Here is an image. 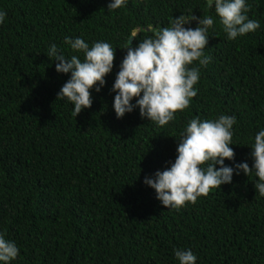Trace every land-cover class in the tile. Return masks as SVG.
Instances as JSON below:
<instances>
[{"label": "trees", "instance_id": "1", "mask_svg": "<svg viewBox=\"0 0 264 264\" xmlns=\"http://www.w3.org/2000/svg\"><path fill=\"white\" fill-rule=\"evenodd\" d=\"M111 2L0 0L7 14L0 24V233L19 249L9 264H179L176 249H190L196 264H264V196L254 172L234 173L232 183L178 211L144 183L174 163L180 134L196 117L235 116V157L225 165L252 167L254 137L264 129V0H246L260 27L235 40L206 0H126L109 11ZM182 13L214 20L204 49L210 62L189 66L200 68L197 96L165 126L141 118L139 108L118 119L111 89L128 37L140 30L130 41L136 47ZM66 36L115 49L105 86L90 90L91 108L76 117L71 102L57 100L70 73H58L46 56L56 44L83 60Z\"/></svg>", "mask_w": 264, "mask_h": 264}, {"label": "clouds", "instance_id": "2", "mask_svg": "<svg viewBox=\"0 0 264 264\" xmlns=\"http://www.w3.org/2000/svg\"><path fill=\"white\" fill-rule=\"evenodd\" d=\"M126 0H113L108 10L124 6ZM209 9L214 8L220 24L229 40L255 32L260 23L249 19L250 11L246 0H206ZM0 11V24L6 17ZM196 27L192 28V22ZM189 25V27H185ZM214 25L211 16L181 14L173 18L169 27L150 29L153 35L145 37L133 47L130 38H136L139 29L128 37L127 54L120 64V70L111 91L115 92L113 108L118 119L139 108L141 118H147L158 126H165L175 119L177 112L190 106L197 96L194 88L200 79V68L189 67L194 61L206 66L210 57L205 56L208 32ZM74 52H82L67 58L52 44L47 57L57 62L58 73L69 74L70 78L57 93V100L71 102L76 117L83 109L91 108V89L97 93L105 86V77L114 67L115 49L104 41H97L91 47L84 39L64 38ZM136 98L133 104V99ZM236 117L220 115L217 119L201 120L199 117L188 121L178 140L177 156L174 163L163 171H156L153 177H145L144 183L155 190L156 198L168 209L179 210L187 203L195 204L199 197H207L212 189L230 184L234 173L250 176L253 172L258 180L255 190L264 196V129L256 133L251 149L254 160L238 163L234 167L225 165V160H234L232 145L233 126ZM219 165V168L216 166ZM19 249L14 241L0 233V261L9 264L17 258ZM179 264H196V255L189 250L176 249Z\"/></svg>", "mask_w": 264, "mask_h": 264}, {"label": "water", "instance_id": "3", "mask_svg": "<svg viewBox=\"0 0 264 264\" xmlns=\"http://www.w3.org/2000/svg\"><path fill=\"white\" fill-rule=\"evenodd\" d=\"M132 38H130V41H131Z\"/></svg>", "mask_w": 264, "mask_h": 264}]
</instances>
